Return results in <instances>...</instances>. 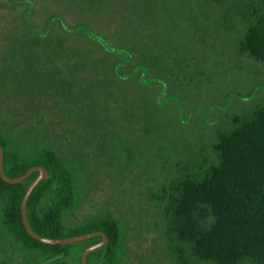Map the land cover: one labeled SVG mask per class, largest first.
Instances as JSON below:
<instances>
[{
    "label": "rangeland",
    "instance_id": "rangeland-1",
    "mask_svg": "<svg viewBox=\"0 0 264 264\" xmlns=\"http://www.w3.org/2000/svg\"><path fill=\"white\" fill-rule=\"evenodd\" d=\"M116 1L0 0V126L14 144L52 147L70 163L77 203L65 224L112 216L123 231L121 264H180L165 234L163 187L199 148L214 154L215 123L264 103V64L236 52L242 26L220 25L205 58L209 75L183 99L147 71L142 84L121 79L114 73L121 51H105L78 26L116 43ZM213 1L210 19L220 23L241 0ZM29 23L49 33L36 38ZM120 66L131 69L128 61ZM0 264L79 262L18 243L4 228L0 202Z\"/></svg>",
    "mask_w": 264,
    "mask_h": 264
},
{
    "label": "trees",
    "instance_id": "trees-1",
    "mask_svg": "<svg viewBox=\"0 0 264 264\" xmlns=\"http://www.w3.org/2000/svg\"><path fill=\"white\" fill-rule=\"evenodd\" d=\"M90 1L95 4L99 0ZM216 5L213 0H117L120 28L116 43L109 42L108 36H99L89 25L81 22L78 26L105 51H121L114 54L115 75L142 84L141 73L147 71L183 99L202 87L208 77L205 58L210 54V38L220 25L227 29L242 26L237 30L236 52L264 64V0H241L221 14L220 23L210 19V9ZM59 22L68 34L73 33L69 22ZM37 33L36 38H40L49 32ZM122 61H128L131 69L122 71ZM137 69L140 73H135ZM211 128L214 154L199 148L163 187L160 205L167 240L180 264H264V103H252L239 113L228 114ZM9 138L0 126L4 169L9 177H19L36 165L49 171V177L28 199L34 231L54 238L103 231L109 242L92 251L88 262L121 264L123 231L117 219L108 216L65 224V214L77 203L76 175L67 159L52 147L27 149ZM38 174L36 171L22 182L11 183L0 173L4 228L31 251L49 259L75 254L82 264L83 251L101 241V236L53 245L35 239L25 226L22 201Z\"/></svg>",
    "mask_w": 264,
    "mask_h": 264
},
{
    "label": "water",
    "instance_id": "water-1",
    "mask_svg": "<svg viewBox=\"0 0 264 264\" xmlns=\"http://www.w3.org/2000/svg\"><path fill=\"white\" fill-rule=\"evenodd\" d=\"M36 171H38L39 174L29 185V187H28V189H27V191L23 197V201H22L23 220H24V223H25V226H26L28 232L35 239L42 241V242H45V243H48V244H53V245H58V244L68 245V244H73V243H77L80 241H84V240L90 239V238L95 237V236H101L102 237L101 241L96 242V243L88 246L83 251V253L81 255V263L82 264H90L88 262V255L92 251L105 246L109 242L108 235L103 231H94V232H89V233H85V234H81V235H77V236H73V237L54 238V237H48V236L40 235L36 231H34L32 226L30 225L29 217H28V199H29V196L31 195L32 191L35 189V187L43 179H46L49 177V171L47 168H45L42 165H36V166L31 167L26 173H24L23 175H21L19 177H16V178L9 177L6 174L5 169H4V147L0 143V173H1V176L3 177L4 180L11 182V183H19V182H22L25 179H27L31 174H33Z\"/></svg>",
    "mask_w": 264,
    "mask_h": 264
}]
</instances>
